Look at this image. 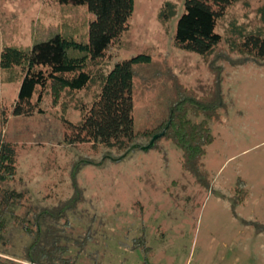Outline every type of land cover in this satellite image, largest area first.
I'll return each mask as SVG.
<instances>
[{
	"label": "rangeland",
	"instance_id": "rangeland-1",
	"mask_svg": "<svg viewBox=\"0 0 264 264\" xmlns=\"http://www.w3.org/2000/svg\"><path fill=\"white\" fill-rule=\"evenodd\" d=\"M164 1L134 0L128 26L109 45L103 64L150 55V63L133 65L138 132L163 120L181 95L219 93L213 140L202 159L208 186L182 168L169 140L151 146L139 132L123 151L66 142L63 118L76 121L74 105L89 101L92 89L70 95L64 88L55 96L49 85L43 111L11 114L21 71L0 66V119L6 115L0 134L16 149L11 184L27 187L40 204H53L70 196L75 182L82 200L70 218L96 230L89 249L98 251L99 264H139L142 254L132 244L141 233L150 264H264V59L231 51L223 40L206 55L178 47L174 34L183 0H171L177 11L161 21ZM262 4L234 1L215 29L225 35L233 18L248 28L264 26ZM89 16L84 7L66 10L57 0H0V49L6 42L29 44L36 22L75 33ZM84 261L77 264L92 259Z\"/></svg>",
	"mask_w": 264,
	"mask_h": 264
},
{
	"label": "trees",
	"instance_id": "trees-1",
	"mask_svg": "<svg viewBox=\"0 0 264 264\" xmlns=\"http://www.w3.org/2000/svg\"><path fill=\"white\" fill-rule=\"evenodd\" d=\"M57 1L66 10L84 7L90 16L83 19V28L75 33L57 24L36 22L31 26L29 44L3 43L0 66H18L21 71L17 94L9 109L11 114L43 111L40 102L49 85L55 96L64 88L70 95L92 89L89 101L79 99L74 105L79 118L74 122L63 118L66 142H87L94 148L123 151L136 141L139 132L152 140L151 146L158 139L169 140L179 149L182 168L194 180L208 186L202 159L206 145L213 140L211 122L218 118L219 93L181 95L173 101L163 120L136 131L133 65L150 63L151 57L138 53L116 61L110 68L103 64L109 45L128 26L134 0ZM234 1L183 0L174 43L206 55L223 40L231 51L264 59V26L248 28L233 18L228 21L225 35L215 29L218 19ZM262 2L259 11L264 22ZM176 11V4L166 0L158 16L165 21ZM4 120L5 114L0 119L1 125ZM15 173V145L0 134V264H77L86 259H92V263L88 261L90 264H99L98 251L89 249V244L97 241L96 230L90 224L75 225L70 218L82 200L80 187L73 182L70 196L53 204H40L27 187L11 184ZM132 247L142 254L139 264H150V246L143 233L133 238Z\"/></svg>",
	"mask_w": 264,
	"mask_h": 264
},
{
	"label": "water",
	"instance_id": "water-1",
	"mask_svg": "<svg viewBox=\"0 0 264 264\" xmlns=\"http://www.w3.org/2000/svg\"><path fill=\"white\" fill-rule=\"evenodd\" d=\"M151 142H152V140H151Z\"/></svg>",
	"mask_w": 264,
	"mask_h": 264
},
{
	"label": "crops",
	"instance_id": "crops-1",
	"mask_svg": "<svg viewBox=\"0 0 264 264\" xmlns=\"http://www.w3.org/2000/svg\"><path fill=\"white\" fill-rule=\"evenodd\" d=\"M18 89V88H17Z\"/></svg>",
	"mask_w": 264,
	"mask_h": 264
}]
</instances>
